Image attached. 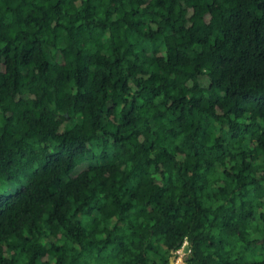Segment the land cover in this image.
Returning <instances> with one entry per match:
<instances>
[{"label":"trees","instance_id":"1","mask_svg":"<svg viewBox=\"0 0 264 264\" xmlns=\"http://www.w3.org/2000/svg\"><path fill=\"white\" fill-rule=\"evenodd\" d=\"M0 181V264H264V0H0Z\"/></svg>","mask_w":264,"mask_h":264},{"label":"rangeland","instance_id":"2","mask_svg":"<svg viewBox=\"0 0 264 264\" xmlns=\"http://www.w3.org/2000/svg\"><path fill=\"white\" fill-rule=\"evenodd\" d=\"M18 185L15 183H9L7 181H0V193H12L17 189ZM186 249V246H185ZM184 249V250H185ZM184 260V259H183ZM181 262V261H178ZM176 263V257H175V262ZM178 264H184V262L178 263Z\"/></svg>","mask_w":264,"mask_h":264},{"label":"built area","instance_id":"3","mask_svg":"<svg viewBox=\"0 0 264 264\" xmlns=\"http://www.w3.org/2000/svg\"><path fill=\"white\" fill-rule=\"evenodd\" d=\"M187 244V241L184 240L183 241V244L181 245V247L179 249L176 250V263L175 264H178V263H181V262H184V258H185V254H186V249H185V246ZM185 249V250H184ZM178 261H181V262H178Z\"/></svg>","mask_w":264,"mask_h":264},{"label":"crops","instance_id":"4","mask_svg":"<svg viewBox=\"0 0 264 264\" xmlns=\"http://www.w3.org/2000/svg\"><path fill=\"white\" fill-rule=\"evenodd\" d=\"M174 257V256H173ZM173 257H171V258H173Z\"/></svg>","mask_w":264,"mask_h":264},{"label":"water","instance_id":"5","mask_svg":"<svg viewBox=\"0 0 264 264\" xmlns=\"http://www.w3.org/2000/svg\"><path fill=\"white\" fill-rule=\"evenodd\" d=\"M171 262H172V260H171Z\"/></svg>","mask_w":264,"mask_h":264}]
</instances>
